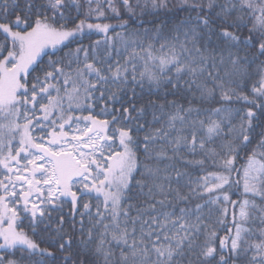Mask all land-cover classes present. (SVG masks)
<instances>
[{
    "label": "snow or ice",
    "instance_id": "1",
    "mask_svg": "<svg viewBox=\"0 0 264 264\" xmlns=\"http://www.w3.org/2000/svg\"><path fill=\"white\" fill-rule=\"evenodd\" d=\"M0 264H264V0H0Z\"/></svg>",
    "mask_w": 264,
    "mask_h": 264
},
{
    "label": "trees",
    "instance_id": "2",
    "mask_svg": "<svg viewBox=\"0 0 264 264\" xmlns=\"http://www.w3.org/2000/svg\"><path fill=\"white\" fill-rule=\"evenodd\" d=\"M97 38H100V34H93V39H97ZM85 43H88V40H85ZM97 111H99V109H97ZM146 120L148 122H151L152 121V116H151V113L148 114V116L146 117ZM159 126V125H157ZM235 191V190H234ZM233 199H236L238 201H242L244 199V196H243V189H242V186L240 188V191L236 193L235 196H233ZM256 200H257V203L260 202V199L259 197H256ZM233 211V209L230 207L229 208V212H230V216H229V220H231V212ZM235 212L237 214V218H239V208L237 207L235 209ZM230 226V225H229Z\"/></svg>",
    "mask_w": 264,
    "mask_h": 264
}]
</instances>
